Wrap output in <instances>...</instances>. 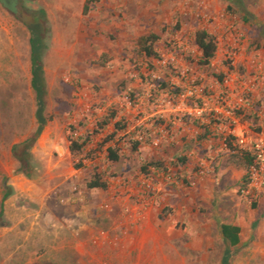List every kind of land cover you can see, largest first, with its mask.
<instances>
[{
    "label": "rangeland",
    "instance_id": "1",
    "mask_svg": "<svg viewBox=\"0 0 264 264\" xmlns=\"http://www.w3.org/2000/svg\"><path fill=\"white\" fill-rule=\"evenodd\" d=\"M8 1L0 3V264H220L223 224L242 229L231 264H264V177L236 167L225 145L234 137L255 157L264 139V0ZM40 10L51 121L32 148L29 179L12 147L37 129L28 27ZM201 28L226 37L209 66L195 42ZM151 35L156 57L144 51ZM113 113L126 130L107 143L111 125L74 157L70 126L86 137ZM205 127L211 137L200 141ZM152 162L168 172H144ZM95 172L108 190L87 187Z\"/></svg>",
    "mask_w": 264,
    "mask_h": 264
},
{
    "label": "trees",
    "instance_id": "2",
    "mask_svg": "<svg viewBox=\"0 0 264 264\" xmlns=\"http://www.w3.org/2000/svg\"><path fill=\"white\" fill-rule=\"evenodd\" d=\"M45 17V11L40 10L37 17H34L35 22L28 28L30 31V62H31V87L35 94V119L37 123V129L34 134L26 138L24 141L13 145V155L19 162L20 173H23L27 178H32L33 166H32V148L38 138L41 136L47 125L50 123L47 114V81L45 74L44 56L46 51L45 34L47 29L44 28L43 22H37L39 18ZM43 24V25H42ZM159 40L155 35L146 37L143 41L145 44L144 51L148 57H156L158 54L154 51V44ZM195 42L201 52L200 64L209 66L215 59L218 51L217 44L214 38L207 32L206 29H199L195 34ZM220 83L224 82V75H218ZM116 114H112L108 117H104L103 120L97 123V128L93 133L88 134L86 137H76L77 129L74 126H70L68 130V140L70 142L69 150L74 157L82 155L88 146L92 143L93 138L103 132L105 129L114 126L113 133L108 137L106 142H111L115 137L126 130V126L119 122H115ZM206 128V134L200 136L199 140H208L211 137L210 130ZM258 132H261L259 129ZM234 137L226 139V147L232 151V162L236 167L244 168L250 172L254 165V157L249 151L235 147L233 144ZM137 147V144H135ZM108 158L111 161L118 162L120 157L114 149H108ZM182 163H186V159L181 160ZM84 166L83 163H78L76 169H80ZM149 167H154L158 170L168 172V168L162 162H152L143 168V171H147ZM87 187L91 190L100 189L108 190L109 184L104 179L102 173L95 172L90 181L87 183ZM9 197V193L6 192L4 200ZM256 206V204L254 205ZM221 237H223L225 243V250L223 252L220 264H231L232 259L237 255L239 246L241 244V228L233 224H223L221 226Z\"/></svg>",
    "mask_w": 264,
    "mask_h": 264
},
{
    "label": "built area",
    "instance_id": "3",
    "mask_svg": "<svg viewBox=\"0 0 264 264\" xmlns=\"http://www.w3.org/2000/svg\"><path fill=\"white\" fill-rule=\"evenodd\" d=\"M233 29V27H231V30ZM207 30V29H206ZM235 31V30H234ZM207 32L214 38L217 47L219 49V43L222 42V40H225L226 37H224L223 34H221V32H209L207 30ZM238 42L233 41V46L228 50V54H232L234 52V50H236L238 48ZM218 52V51H217ZM240 143L245 145V139H241ZM255 157H254V165L252 166L250 173L252 171L254 172H258L260 174H262V176L264 177V139H262L261 141H258L255 143Z\"/></svg>",
    "mask_w": 264,
    "mask_h": 264
},
{
    "label": "flooded vegetation",
    "instance_id": "4",
    "mask_svg": "<svg viewBox=\"0 0 264 264\" xmlns=\"http://www.w3.org/2000/svg\"><path fill=\"white\" fill-rule=\"evenodd\" d=\"M8 0H0V3L4 6V7H8L9 4H8Z\"/></svg>",
    "mask_w": 264,
    "mask_h": 264
},
{
    "label": "crops",
    "instance_id": "5",
    "mask_svg": "<svg viewBox=\"0 0 264 264\" xmlns=\"http://www.w3.org/2000/svg\"><path fill=\"white\" fill-rule=\"evenodd\" d=\"M46 81H47V79H46ZM47 87H48V85H47ZM233 225H236V224H233ZM236 226H239V225H236ZM240 227V226H239ZM241 228V227H240ZM241 233H242V229H241Z\"/></svg>",
    "mask_w": 264,
    "mask_h": 264
}]
</instances>
